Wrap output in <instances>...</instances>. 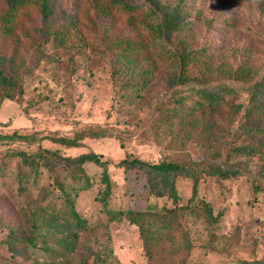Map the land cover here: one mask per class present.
I'll use <instances>...</instances> for the list:
<instances>
[{
	"label": "rangeland",
	"instance_id": "374dc122",
	"mask_svg": "<svg viewBox=\"0 0 264 264\" xmlns=\"http://www.w3.org/2000/svg\"><path fill=\"white\" fill-rule=\"evenodd\" d=\"M166 1H179L191 18V25L182 32L188 48L210 47L208 75L202 76L201 64L193 61L187 67L190 74L208 76L211 81L231 80L235 91L227 95L230 106L244 104L243 79L230 78L228 73L264 64V0ZM32 3L35 7L18 10L17 21L23 26L14 34L8 35L0 21V55L15 80L8 87L0 83V132L17 129L72 135L83 127L107 128L109 134L86 136L78 146L47 139L42 145L65 155L89 149L102 154L110 160L114 182L111 204L136 206L144 210V217L141 224L125 217L107 222L95 199L97 189L80 190L75 203L87 225L79 231L75 250L61 255L57 236L48 235L40 222L47 214L44 204L55 210L62 207V200L54 193L51 200L50 196L41 199L42 192L35 187L20 193L14 176L17 160H8L12 149L32 150L36 144L5 140L0 142V163L6 165L5 174H0V240L14 226L33 234L36 245L11 254L0 244V264H41L51 256L60 257L62 264H76L89 249V260L99 255L102 264L116 260L126 264H230L233 258L264 257V191L252 188L253 175L264 186L263 153L230 159L247 166L242 175L201 178L197 197L207 202L216 219H208L201 202L190 199V178L177 181V203L165 196L146 200L139 174L114 165L125 156L206 161L215 148L225 151L223 147L245 139L237 130L243 110L231 114L229 106L219 108L208 123V134L207 123L200 117L202 110L192 98L183 103L191 113L187 117L165 116L160 109L161 104L173 105V88L167 78L177 65L173 51L180 49V37L173 41L152 37L150 19L143 10L125 11L110 0H49L47 20L37 2ZM4 9L0 0V12ZM207 16L215 22L207 23ZM41 31L48 33L47 39L39 37ZM58 31L64 32L62 45L52 39ZM127 38L142 40V50L126 57L122 50ZM142 71L151 78L144 89H136L133 85L141 81ZM6 92H13V98L6 97ZM191 116L196 120H190ZM85 169L98 180L99 166L87 163ZM41 177V184L47 183L46 174ZM46 245L55 253L49 255Z\"/></svg>",
	"mask_w": 264,
	"mask_h": 264
},
{
	"label": "trees",
	"instance_id": "16d2710c",
	"mask_svg": "<svg viewBox=\"0 0 264 264\" xmlns=\"http://www.w3.org/2000/svg\"><path fill=\"white\" fill-rule=\"evenodd\" d=\"M35 1L43 20L49 19L51 12L49 0ZM35 1L3 0L5 9L0 12V21L8 35L22 29L23 22L17 21L18 10L30 5L35 7L36 4L32 3ZM110 2L125 11L143 10L150 19L148 28L152 37L166 41H173L175 37H180L181 47L173 51V57L177 65L169 72L167 78L173 88V105H166L165 107H162V104L160 105V109L165 116L174 114L175 117L183 118L191 115L183 107V103L192 98L195 104H198L197 108H201L200 117L203 119V123L206 121L205 131L210 134L211 127L208 123L213 113L219 111V108L229 106L231 114L243 110L242 119L237 122V130L243 136L246 135L244 136L245 139L239 143L231 144L228 148L223 147L226 152L215 148L214 154L209 160H182L176 157H163L152 161L139 156H125L114 164L125 172L134 171L139 174L146 200L150 196H165L172 202L177 203L180 200L177 181L184 177L190 178V199L195 203L201 202L200 206L208 219H216L212 215L207 202L197 197L198 186L201 178L206 175L229 178L244 174L247 171V166L237 160L232 162L230 160L232 157L240 154L249 156L264 154V64L252 69H230L229 77L243 79L241 90L247 93V101L244 104L230 106L227 95H231L235 91V87L230 82L231 80L211 81L212 79L208 76L202 77L208 75L206 69L208 72L211 70V65L207 60V51L210 47L207 44H202L201 46H190L188 48L187 44L183 42L182 32L191 25V18L182 9L179 1L174 4L166 0H110ZM204 20L209 24L215 22V18L212 16H207ZM63 35V31L55 32L52 39L56 41V44L62 45L64 42ZM48 36L46 31L39 32V37L47 39ZM37 42H40L39 39ZM125 42L122 52L126 57L132 52L141 51L144 45L142 40L133 42L130 38H127ZM190 61L201 64L202 76L190 74L187 68ZM140 76L141 81H136L133 85L136 89H144L151 78L150 73L144 71ZM0 83L7 85L5 87L15 83L11 72L7 71L6 61L1 55ZM4 95L13 98L14 93L6 92ZM190 120L195 121L196 119L191 116ZM109 133L110 130L98 125L77 129L72 135L37 134L36 132H21L17 129L0 132V142L22 140L27 144H36L32 150L21 147L12 149L8 160H17L14 176L20 193L26 192L30 187H35L42 192L41 199H48L50 196L51 200L54 193V196L62 200V207L55 210L48 209L47 205L44 204L43 209L47 214L45 216L41 215L40 223L44 225L48 235L57 236V249L63 256L75 250L79 231L87 225L86 218L78 210L75 203L80 190L93 189L94 187L97 189L95 199L100 205V210L105 214L107 222L118 221L125 217L131 222L140 223L144 217V210L136 208V206L128 204L127 206L117 207L111 204L114 182L109 169L110 160L103 158L102 154L89 149L74 155H65L42 145V141L47 139L65 146H78L86 136L98 137ZM224 153L226 155H223ZM87 163L100 167L98 180H94L86 171L85 164ZM4 168H6V165L0 163V174H5ZM43 174H46L48 180L45 184H41ZM252 188L255 191H264V186H261L255 175L252 177ZM134 196H137V194L134 193ZM0 244H3L11 254H19L29 245H36V240L33 234L24 233L18 227L10 226L7 234L0 240ZM44 248L49 252V255H52L51 252L55 253L54 249L48 245ZM90 254L91 249H89V254L79 257L76 264H102L101 256L94 255L90 261ZM48 259L51 260H44L41 264H62L64 261L59 260L60 257L56 259L53 256ZM17 264L26 263L19 261ZM113 264L126 263L116 260ZM230 264H264V257L233 258Z\"/></svg>",
	"mask_w": 264,
	"mask_h": 264
}]
</instances>
